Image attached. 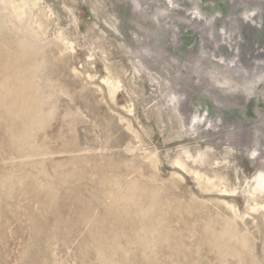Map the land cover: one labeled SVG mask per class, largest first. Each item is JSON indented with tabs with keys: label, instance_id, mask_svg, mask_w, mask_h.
I'll use <instances>...</instances> for the list:
<instances>
[{
	"label": "rangeland",
	"instance_id": "374dc122",
	"mask_svg": "<svg viewBox=\"0 0 264 264\" xmlns=\"http://www.w3.org/2000/svg\"><path fill=\"white\" fill-rule=\"evenodd\" d=\"M259 181L264 0H0V264H264Z\"/></svg>",
	"mask_w": 264,
	"mask_h": 264
},
{
	"label": "bare ground",
	"instance_id": "6f19581e",
	"mask_svg": "<svg viewBox=\"0 0 264 264\" xmlns=\"http://www.w3.org/2000/svg\"><path fill=\"white\" fill-rule=\"evenodd\" d=\"M259 178H260V177H259ZM259 178H258V179H259ZM260 179H261V178H260ZM261 180L263 181V179H261ZM262 181H259V182L261 183ZM263 183H264V182H262L261 184H263Z\"/></svg>",
	"mask_w": 264,
	"mask_h": 264
}]
</instances>
